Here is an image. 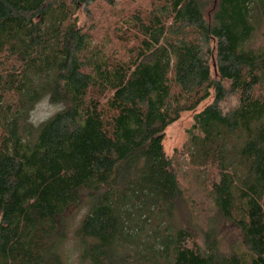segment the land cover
<instances>
[{
    "label": "trees",
    "instance_id": "obj_1",
    "mask_svg": "<svg viewBox=\"0 0 264 264\" xmlns=\"http://www.w3.org/2000/svg\"><path fill=\"white\" fill-rule=\"evenodd\" d=\"M98 0H0V264H264V0H151L115 14L112 50L78 14ZM234 97L223 113L220 104ZM43 100L60 110L34 124ZM186 159L235 226L192 229L167 128L195 112ZM200 241V242H198Z\"/></svg>",
    "mask_w": 264,
    "mask_h": 264
},
{
    "label": "rangeland",
    "instance_id": "obj_2",
    "mask_svg": "<svg viewBox=\"0 0 264 264\" xmlns=\"http://www.w3.org/2000/svg\"><path fill=\"white\" fill-rule=\"evenodd\" d=\"M150 2L151 0H119V8L125 14L126 12L130 13L137 6H145ZM90 11L91 14L88 16L84 12L78 14L79 24L85 27L92 26L95 38H102L107 49L112 50L115 40L111 36L113 28L117 25V19L114 17L116 15L109 13V9L102 0H98ZM254 43L257 46L264 43V18L259 21V30L254 37ZM210 103V100H207L195 112L183 113L180 119L165 131L163 146L166 157L171 160L172 170L184 196L192 229L200 235L212 229L213 237L223 249H226L238 243L240 238L237 228L223 218L209 196L210 184L215 179L214 171L191 167L185 154L193 117ZM235 105V98L228 97L219 106L223 113H227ZM59 110V106H52L43 100L31 113V120L34 124L43 122ZM85 212L86 208L82 197L79 205L69 208L64 215L67 238L60 247V254L65 264H86L79 259L80 250L74 239V231Z\"/></svg>",
    "mask_w": 264,
    "mask_h": 264
}]
</instances>
